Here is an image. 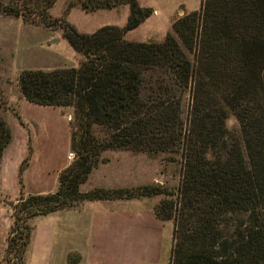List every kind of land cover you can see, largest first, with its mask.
<instances>
[{
  "label": "trees",
  "instance_id": "16d2710c",
  "mask_svg": "<svg viewBox=\"0 0 264 264\" xmlns=\"http://www.w3.org/2000/svg\"><path fill=\"white\" fill-rule=\"evenodd\" d=\"M56 0L0 2V13L39 23ZM128 5L124 27L93 33L66 26L83 58L78 66L25 69L29 102L73 108L76 158L49 193L20 188L6 255L22 263L32 237L28 218L83 200L163 198L154 207L172 221L170 264H264V0H203L178 17L161 41H131L128 31L153 13L139 0H82L87 12ZM233 115L240 134L227 126ZM13 130L0 116V166ZM164 154L182 162L179 185L96 187L81 191L107 150ZM29 146L20 164H30Z\"/></svg>",
  "mask_w": 264,
  "mask_h": 264
},
{
  "label": "rangeland",
  "instance_id": "374dc122",
  "mask_svg": "<svg viewBox=\"0 0 264 264\" xmlns=\"http://www.w3.org/2000/svg\"><path fill=\"white\" fill-rule=\"evenodd\" d=\"M0 2L8 5L12 0H0ZM139 2L143 6L152 7L154 13L138 28L128 31L125 38L142 42L163 40L178 17L193 10H201L203 4V0H139ZM129 12L128 5L87 12L82 6V0H56L50 10L51 18L43 19L40 16L39 23H27L21 17L0 13V116L12 128L16 142H19L20 138L23 139L26 132L29 133L28 149L29 146L35 148L36 140L39 141L42 138L41 142L37 144L41 156H46L50 163L47 167V175L51 184L57 182V164L65 161L68 166L76 158V153L73 160L67 158L68 152L74 150L65 146L70 139L69 121L73 117V108L64 107L59 113L44 114L43 116L34 113L33 119L25 116L22 111L24 96L19 83L20 74L25 69L51 71L57 68L78 66L83 55L75 51L68 40L64 38V28L69 25L81 33H93L107 25L122 28L127 23ZM227 126L240 134V125L233 115L227 119ZM39 130L42 131H40V136L37 135ZM15 153H18V147H16ZM105 163H112L114 171H117L122 165L126 166L129 171L130 184L159 183L169 188H175L182 178L181 160L177 157L170 158L164 154L121 149L107 150L103 152L96 167H101ZM20 164L18 169L11 172L9 182L4 187H2L3 163L0 166V264H46L41 262L45 258L38 257L39 252L43 250L40 245L32 247L28 256L26 250L22 263L17 257L10 258L12 256L6 255L5 250L14 223V207L19 191L21 185L24 186V191L27 188L26 172L30 164L24 170H20ZM135 171L140 175L139 179ZM95 180L94 168L89 179L81 185V191L87 192L96 188ZM57 185L59 186V184ZM16 191L17 193H13ZM148 198L150 199L149 205L155 203V207L163 196ZM88 201L91 200L77 202L65 209L81 208L84 205L82 203ZM33 217L27 220L32 228ZM170 223L173 226V222ZM88 244L89 239L85 232L82 248L84 255H86ZM75 248L69 249L68 264H77L76 260H79L81 251L79 247ZM168 264H170V258Z\"/></svg>",
  "mask_w": 264,
  "mask_h": 264
},
{
  "label": "crops",
  "instance_id": "0c3cea01",
  "mask_svg": "<svg viewBox=\"0 0 264 264\" xmlns=\"http://www.w3.org/2000/svg\"><path fill=\"white\" fill-rule=\"evenodd\" d=\"M61 110V107L35 104L25 98L22 106L23 114L32 119L34 113L43 116L59 113ZM40 131L38 136L42 132ZM28 135L26 132L19 142H16L14 136V140L5 149L2 160V187L7 186L11 172L18 169L25 158L28 152ZM41 140L42 138L36 142L40 143ZM37 143L26 172L27 194L56 190L59 173L67 166L65 161L57 164V182L51 184L47 175L50 163L46 156H41ZM65 146L68 149L71 147V134ZM16 147L18 153H15ZM111 164L105 163L101 167H95V187L143 185L130 184L126 166L122 165L114 171ZM137 176L139 179L138 173ZM149 200L148 197L95 200L82 203L84 205L81 208L37 215L32 218L33 230L27 256L32 247L40 245L43 250L39 252L38 257L45 258L41 262L68 264L69 249L79 247L81 255L79 260H76L77 264H168L174 224L171 226V221L163 222L157 218L153 208L155 203L149 205ZM85 232L89 239L86 255L82 250Z\"/></svg>",
  "mask_w": 264,
  "mask_h": 264
},
{
  "label": "built area",
  "instance_id": "2783aa9c",
  "mask_svg": "<svg viewBox=\"0 0 264 264\" xmlns=\"http://www.w3.org/2000/svg\"><path fill=\"white\" fill-rule=\"evenodd\" d=\"M67 158L69 160H73L75 158V152L74 151H69L67 154Z\"/></svg>",
  "mask_w": 264,
  "mask_h": 264
},
{
  "label": "water",
  "instance_id": "95a60500",
  "mask_svg": "<svg viewBox=\"0 0 264 264\" xmlns=\"http://www.w3.org/2000/svg\"><path fill=\"white\" fill-rule=\"evenodd\" d=\"M11 204H13V203L11 202Z\"/></svg>",
  "mask_w": 264,
  "mask_h": 264
}]
</instances>
